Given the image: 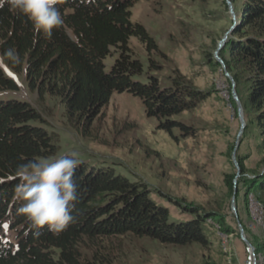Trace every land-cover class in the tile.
Instances as JSON below:
<instances>
[{"label": "trees", "instance_id": "obj_1", "mask_svg": "<svg viewBox=\"0 0 264 264\" xmlns=\"http://www.w3.org/2000/svg\"><path fill=\"white\" fill-rule=\"evenodd\" d=\"M137 1L63 0L57 7L64 23L53 29L50 39L34 33L26 17L10 12L5 5L0 8L2 63L18 73L25 71L30 88L41 99L47 94L61 98L69 117L83 122L84 129L114 92L128 91L142 100L149 117L159 120L160 129L172 132L179 126L189 133L187 125L173 118L194 109L210 94L182 74L164 84L153 71L151 52L148 65L135 55L132 37L142 41L148 51H160L144 25L132 21L131 8ZM231 2L236 21L219 54L235 79L247 122L237 150L241 174L234 182L236 200L244 188L246 203L253 193L264 207V158L258 169L247 170L244 161L252 152L240 151L252 136V127L258 132L255 149L264 150V0ZM113 48L119 50V56L107 70L105 60ZM18 89L16 80L0 65V92ZM0 97V227L18 232V242L0 245V264H114L115 250L122 241L119 237L127 234L164 245L209 247L207 229L214 228L209 219L227 231L226 219L219 212L204 211L159 191L190 215L175 219L170 208L156 202L143 183L117 174L112 167L87 162L80 163L74 175L78 185L77 199L71 202L74 221L59 233L47 226L32 229L18 212L22 202L14 199L19 183L14 173L29 160L50 159L56 151L55 136L41 124L42 115L30 102ZM257 251L264 253V240Z\"/></svg>", "mask_w": 264, "mask_h": 264}, {"label": "rangeland", "instance_id": "obj_2", "mask_svg": "<svg viewBox=\"0 0 264 264\" xmlns=\"http://www.w3.org/2000/svg\"><path fill=\"white\" fill-rule=\"evenodd\" d=\"M131 13L132 21L143 24L160 48L148 51L142 41L132 37L130 46L135 55L148 65L151 52L153 71L164 84H171L173 78L182 74L210 94L194 109L173 118L187 125L189 133L179 126L172 132L160 129L159 120L149 117L142 100L128 91L114 92L109 103L84 129L83 122L69 117L61 98L47 94L41 99L30 88L26 72L13 71L2 63L1 57L0 65L16 80L19 89L0 92V96L25 99L38 109L43 118L41 124L55 136L56 151L50 159L75 151L80 163L112 167L117 174L147 186L151 197L169 207L175 219L190 215L161 197L159 191L204 211L219 212L226 219V251L215 227L207 229L209 247L164 245L127 234L119 237L122 241L115 250L114 264H245L246 242L241 238L238 221L246 237L259 249L264 240V223L254 222L244 188L235 199L236 210L233 209L238 188L234 184L237 167L232 149L241 123L232 95L233 83L216 56L236 21L235 9L229 7L228 0H139ZM118 56L119 50L113 48L105 60L107 70H111ZM251 130L252 136L240 150L252 152L244 161L247 170L258 169L264 158V150L255 149L257 129ZM17 234L6 225L0 227V245L18 242ZM257 252L261 255L258 264H264V253Z\"/></svg>", "mask_w": 264, "mask_h": 264}, {"label": "clouds", "instance_id": "obj_3", "mask_svg": "<svg viewBox=\"0 0 264 264\" xmlns=\"http://www.w3.org/2000/svg\"><path fill=\"white\" fill-rule=\"evenodd\" d=\"M63 0H0L12 13L27 18L36 34L50 39L53 29L64 23L57 5ZM8 55L14 58L9 50ZM80 164L75 151L53 159L29 160L19 165L14 178L19 180L14 199L22 202L18 212L32 229L47 226L49 231L59 233L74 221L71 202L77 199L78 185L74 180ZM38 234V233H37Z\"/></svg>", "mask_w": 264, "mask_h": 264}, {"label": "water", "instance_id": "obj_4", "mask_svg": "<svg viewBox=\"0 0 264 264\" xmlns=\"http://www.w3.org/2000/svg\"><path fill=\"white\" fill-rule=\"evenodd\" d=\"M228 5H229V7L231 9L233 8V4H232V2L230 0H228ZM232 28H231V30H232ZM227 38H228V33L223 38V40L220 43L219 48H218V50L216 52L217 59L224 65V67H226V65H225V62L222 59V57H220V55H219V50L226 43ZM226 74H227V76L230 78V80L233 83L232 95H233V98L237 101V104H238V114H239L240 123H241L240 131H239V134H238V137H237V141H236V144H235V148H234V151H233V155H232L233 162H234V164L237 167V178H238V176H240V173H241V168H240V165H239V162H238V159H237V150H238L239 143H240V137H241V135H242V133H243L245 127H246L247 122H246V118H245V115H244L243 104L240 101L238 92L236 90V82H235V79H234V77L232 76V74L228 70H226ZM236 195H237V190H235V192H234L233 201H232L233 202V209L234 210H236V208H235ZM238 223H239L241 238L246 242V244H249V245L253 246V244L251 243V241L246 237V234H245V230H244L243 225L241 224L240 221H238ZM253 247H255V246H253Z\"/></svg>", "mask_w": 264, "mask_h": 264}, {"label": "built area", "instance_id": "obj_5", "mask_svg": "<svg viewBox=\"0 0 264 264\" xmlns=\"http://www.w3.org/2000/svg\"><path fill=\"white\" fill-rule=\"evenodd\" d=\"M248 204L251 212V216L255 223L263 225L264 223V207L261 202H259L253 193H250L248 196ZM209 222L214 224L217 233L220 236L221 245L226 251L228 248L229 235L214 221L209 219ZM245 264H258L259 258L261 255L257 252L256 247H253L249 244L245 245Z\"/></svg>", "mask_w": 264, "mask_h": 264}]
</instances>
